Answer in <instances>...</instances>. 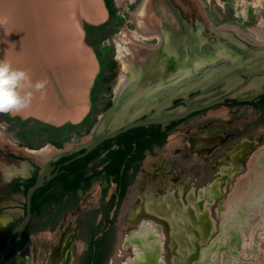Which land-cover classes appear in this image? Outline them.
Segmentation results:
<instances>
[{"label": "rangeland", "instance_id": "obj_1", "mask_svg": "<svg viewBox=\"0 0 264 264\" xmlns=\"http://www.w3.org/2000/svg\"><path fill=\"white\" fill-rule=\"evenodd\" d=\"M150 1L151 10L153 6H158L159 3V6L163 5L165 9L169 10L168 12L174 13L188 26H195L197 22L202 24L204 27L203 35H207L208 32L213 33V29L229 26L236 28L243 36L250 39L252 43L261 42L262 38L259 37L258 27L260 23L264 22V0H239L238 7H234V5H237L238 0ZM118 2L117 0H113L114 14L108 24L106 38L96 45L102 64L103 75L100 81L101 93L96 98L92 111V119L95 122L97 117L104 112L106 103L112 100L113 93L119 82V76L124 68L123 62L117 57L116 40L119 39V35L122 32L127 35L130 41H135L136 37L134 36L138 34L134 16L142 5L143 0H122V2ZM151 10H149V13H151ZM238 12H242L243 15H237ZM148 17L150 18L151 15H148ZM139 38L140 36L137 37V41L151 46L156 45L159 40L157 36L146 39ZM209 40L212 39L210 38ZM130 44L135 52H137L135 44ZM7 117L8 114L0 113V187H4L7 183L3 171L8 167L19 168L25 164L37 166L38 169L42 168L37 159L33 155L26 153L25 150L29 149L38 153L46 147L51 148L53 146L57 148L52 144L51 139L60 142L62 144L61 148L72 150L78 144L84 142L89 134L86 129L87 127L55 133L51 129L33 123L21 124L15 120L9 122L7 121ZM253 118L254 114L247 108L229 109L214 107L174 128L168 135L163 147H156L151 153L147 154L119 208L115 223L116 242L108 264H121L131 256L132 251L123 247V241L126 234L131 230H135L139 225L138 222H130L129 214L140 203V198L147 193H153L157 197L163 196L156 192V183L147 174L151 170H156L159 162L162 161L163 163L171 164L174 170H178L181 173V180H190L189 182L194 185L195 189L199 190L213 178L216 170L212 167L217 159L224 157L228 151H231L235 145L240 144L243 140H252L257 135H264V125L251 126ZM212 128H216L217 131L214 136H223L226 139V143L217 148L211 155L207 153L188 155L189 139L200 132H205ZM262 149H264V142L258 143L255 150L248 153L240 167L239 165L232 164L231 160H226V163H224V165L231 166L233 172L241 170L231 178L230 182L219 186L220 197L217 200L211 204L204 203L203 209L199 211L201 213L207 210L209 230L207 233L201 232L197 238L200 245V257L198 260H201L203 254L207 253L212 264L216 260L218 264H264V224L256 229L257 232L254 230L256 234L255 238H257V243L254 245L255 249H251L253 247L252 243L250 250L245 251L249 243V237L236 238L238 240L235 246L231 245V248L223 249L224 246L228 245L229 241L230 244L232 243L228 239L229 233L225 228L226 224L223 220L228 210L229 204L227 200L235 195V190L237 191V187H239V181L251 178L255 153L257 152V154L261 155L264 152L261 151ZM144 177L147 180V185L142 190ZM181 183L182 181L173 183L172 176H167L162 180L166 194L170 188L176 189ZM104 187L105 185L102 182H94L91 188L82 195V203L79 206V210L75 214L67 215L62 227L57 232H42L32 235L26 242L25 247L12 258L10 264H47L50 261L49 254L51 249L60 241L64 243L68 234L76 227L75 219L78 213L97 208L100 205ZM113 189V187L110 188L108 197ZM243 190L240 194L244 192ZM10 201H12L11 205L8 208L5 207L7 209L2 211L1 214L8 217L18 216L19 210L17 208H19V205L17 204L22 202V198L17 195L13 196V199ZM180 201L179 210L175 209L169 215V221L171 222L170 230L166 231L165 227L158 223L163 233L161 257L163 264H171L175 258L178 261H183L193 250L191 242L196 239L192 235L183 232L181 234L182 240L187 241L191 247H186V249L180 246L174 250L171 249L169 233H177V229L181 228L175 225L182 224L181 217L183 216H181V212L184 213L188 207L193 208V204L185 202L184 198L183 200L180 199ZM7 204L4 203L3 205ZM219 206H223V208L219 210L221 208ZM218 225L223 230L225 229V232L220 233ZM250 233H252L251 230ZM254 233L251 236L255 235ZM176 241L180 245L179 240L176 239ZM180 248H183L182 252H179ZM84 249L85 245L82 242L78 240L71 241L69 248L70 264H78Z\"/></svg>", "mask_w": 264, "mask_h": 264}, {"label": "water", "instance_id": "obj_2", "mask_svg": "<svg viewBox=\"0 0 264 264\" xmlns=\"http://www.w3.org/2000/svg\"><path fill=\"white\" fill-rule=\"evenodd\" d=\"M150 3L149 0L148 5ZM148 5L149 11L151 5L150 8ZM151 13L159 16L157 6L152 7ZM171 15V21L155 25L160 38L156 45L136 46L142 56L145 55L143 61L133 48L124 59L118 57L128 69L124 67L119 76L110 107L97 117L89 131L90 140L57 154L47 164L76 154L63 164L66 166L85 157L103 142L134 128L153 125L164 128L215 105L252 101L231 96L215 100L221 93L211 92L236 76L246 77L248 81L256 75H264V49L242 47L234 40L223 38L218 35L221 28L203 35L202 24L188 26L174 13ZM258 96H264V92ZM175 101L179 105H175ZM55 176L43 172L25 191V216L0 248V260L11 247L13 236L22 234L28 226L34 193Z\"/></svg>", "mask_w": 264, "mask_h": 264}, {"label": "crops", "instance_id": "obj_3", "mask_svg": "<svg viewBox=\"0 0 264 264\" xmlns=\"http://www.w3.org/2000/svg\"><path fill=\"white\" fill-rule=\"evenodd\" d=\"M110 19L106 0H0V61L33 83L48 81L45 99L35 93L28 109L8 117L56 133L93 121L102 78L96 45Z\"/></svg>", "mask_w": 264, "mask_h": 264}, {"label": "flooded vegetation", "instance_id": "obj_4", "mask_svg": "<svg viewBox=\"0 0 264 264\" xmlns=\"http://www.w3.org/2000/svg\"><path fill=\"white\" fill-rule=\"evenodd\" d=\"M236 81H237V83H236V86H234V88H232L230 90H224V85H223V86L213 90L211 92V94L221 93V95H219L217 98H215V100H219L223 97L231 96V97H235V98H238L241 100L242 99L252 100L251 102L229 101V102L222 104V105L212 106L206 110L195 113V114L187 117L184 120L173 122L176 124L175 128L177 126H179L180 124L190 120L191 118H193V117H195L201 113H204V112H206V111H208L214 107H225V108H229V109H232V108L250 109L252 111V113L254 114V118L251 122V126L264 125V96H261V97L258 96L260 93L264 92V75H256L248 81H247L246 77H239V80H236ZM174 104L179 105V102L175 101ZM173 123H171V124H173ZM166 127L162 128V129H165ZM215 132H217L216 128H212V129L206 130L205 132L204 131L200 132L198 135L190 138L188 141L189 148H188L187 154L188 155H195V154L200 155L201 153H207L208 155H211L217 148H220L221 146H223L226 143V139L223 136H218V137L214 136ZM260 142H264V135H257L256 137L252 138V140L245 139L240 144L235 145V147L232 148L231 151H228L224 157L217 159L214 162L213 167H212L213 169L216 170L215 174L213 175V178L207 184H205L203 187H201L199 190L195 189L194 185L191 182H189L190 180L189 181L188 180H185V181L181 180L182 179L181 173L178 170H174L173 166L171 164L163 163L162 161H160L156 170H153V171L151 170L150 173H148L147 175H150L151 179L154 180V183H156V192L160 193L163 196L157 197L153 193H149V194L147 193L140 198V203L131 210V212L129 214L130 222H138L139 225L137 226V228L135 230H131L124 237L123 247L125 249H130L132 251V253H131V256L128 257L121 264H137V261L135 259V254H136V251H135L136 248L135 247L137 245H136V243H131L132 242L131 237L141 235V232L143 231V228H144L142 226V222L149 221L152 224L156 225L157 227H160L159 232L161 233L162 236H163V233L161 232V226L159 224H162L165 227L166 231H169L171 228V224H170L171 222L169 221V216L165 217V216L156 215L155 213H153L149 209V206H151L150 204H152L154 201L158 202L160 199H165L166 200L165 205L167 207H169L172 200H174V202H175L174 204H175L176 209H177V207H180V205H181L180 199L183 200V198H184L185 202H187V203L189 202V203L193 204V209H192V207H188V209L186 210L187 212L186 211L184 213L181 212V216H183V217L180 216L182 218V224L181 223L179 225L175 224L176 226L181 227V228L177 229V231H178L177 233H173V232L169 233V241L171 243V249L174 250L176 247L179 248L180 246H182L183 248L191 247L187 241L182 240L181 234L183 232L185 234L192 235L196 239L192 240L191 243L193 245V250L191 251L190 254H188V256H186L184 258V260H183L184 262L178 261V259L175 258V259H173L171 264H212L210 262V259L208 258L209 255H207V253H204L202 256V259L198 260V258L200 257V250H199L200 245L197 241V238L200 236L201 232L207 233L209 230V225H208L209 217H207V213H206L207 210L202 211L201 214L199 211H200V209H203L204 203L205 204H211L213 201L217 200L220 197L219 186L230 182L231 178L235 174L240 172L241 169H239V170L236 169L237 171L233 172V169L231 168V166L224 165V163H226V160L227 161L231 160L232 164L239 165V167H240L241 164L246 159L248 153L251 151H254L256 145ZM261 151H264V149H262ZM256 154H257V152L255 153L254 164L252 166V170H253L252 174L255 173L256 177L251 176V178L249 180H241V181H239V184H238L241 187L243 186L241 188L242 190L245 188V190H243L245 192L247 190V187H248V190L252 188V183H258L261 185L264 184V180H262L264 178L258 180L259 177L257 176V173H259V176L261 177L260 173L264 174V167H262L261 169L258 168L259 166L257 165V156L259 154H257V155ZM53 158L54 157L47 159V160H44V159H39L36 156L37 161L41 164V166H44L41 169H38L37 166L34 167L33 165H25L24 164L19 168L13 167L14 170H19L21 172L16 173L14 175H11L9 177V179H7L6 176L4 175V178L7 181V183L4 187H0V248L2 246H4V242L12 233L14 227L25 216V212H26L25 211V198H24L25 193L23 192L24 188H25V183L29 179H31L33 176L37 177L38 175H40L41 173L46 172V171H48V175L56 174V176H57L58 171L61 168V165L58 163L59 159L53 160L52 162L46 164L47 162H49ZM40 160L45 161V163L41 162ZM260 161L262 164H264V158L260 159ZM56 176L52 180H50L48 183L53 181L56 178ZM167 176H172V182L173 183L174 182L177 183L179 181H182V183L176 189L170 188L166 194L164 191L165 188H164V185L162 184V180H164V178H166ZM48 183H46V184H48ZM146 185H147V180L144 177L141 189L144 190L146 188ZM261 185H259V186H261ZM17 188L19 191L16 190ZM242 190H239V192L241 193ZM17 195H19L22 198V202L20 204H17V205H19V208H17L19 210V212H18L19 215L14 216V217H12V216L8 217L6 215H2L1 214L2 211L6 210L8 208V206L11 205L12 201H10V200L13 199V196H17ZM152 198H153V200H152ZM229 199L230 198H228V200ZM4 203H6V204L9 203V204L4 206L3 205ZM194 203L196 204V206H194ZM79 206L76 207L74 210L64 214L62 216V218L60 219V221L58 222V224L56 225V228L54 230L47 229L44 231L34 232L33 231V229H34L33 223H32L33 216H31L29 224L26 227V229L23 231V233L20 235L15 234L13 236L11 247L5 253V255L2 257V259L0 260V264H3L4 258H6L9 255V253L16 247V245L20 241H22L26 236H27V239H26V242H27L28 239L34 234L42 233V232H49V233L57 232V230L62 227L65 217L67 215L75 214L79 210ZM5 207H7V208L5 209ZM219 207H221V208H219V210L223 208V206H219ZM224 209H225V207H224ZM89 210H87V211H89ZM87 211H85V212L80 211L78 213V215L75 219V226L76 227L71 231L70 234H68L64 243H61V241H60L56 244L55 247H53L51 249V252L49 254L50 261L48 260L49 262L47 264H70L71 259H70L69 248H70L71 241L78 240V241L82 242L85 245V249H86V243L83 240H81V238L79 237L80 226H79L78 220L80 218H83L86 215ZM223 220H224V223L226 224L225 217ZM252 221H254V220H251V222ZM219 224H220V221H219ZM219 226L220 225H218L219 232L220 233L225 232L224 231L225 229L223 230ZM176 237H179L181 239H179V238L177 239ZM176 239L179 240L180 245H179V243H177ZM26 242L21 249H19L17 252H15L10 257V259L8 260V262L6 264L11 263L12 258L25 247ZM236 242H237V240H236ZM162 244H163V242H162ZM162 244H161L160 256H159L160 264H163V260L161 259V257H162ZM221 244H219V245H221ZM231 245L235 246V241L232 242L231 244L229 241L228 245L224 246L223 249L231 248ZM183 248H180L179 252H182ZM83 252H82V254H83ZM82 254L80 256L78 264H81ZM146 261H144V263H146V264H158L157 260H155L153 262L148 261V263ZM19 264H23V263H19ZM107 264H108V262H107ZM213 264H218L217 260Z\"/></svg>", "mask_w": 264, "mask_h": 264}, {"label": "trees", "instance_id": "obj_5", "mask_svg": "<svg viewBox=\"0 0 264 264\" xmlns=\"http://www.w3.org/2000/svg\"><path fill=\"white\" fill-rule=\"evenodd\" d=\"M106 4L111 18L114 14L113 0H106ZM105 26L100 29H105ZM105 38L106 35H103L102 40ZM102 75L103 69L101 77ZM110 105L111 101H108L105 110ZM7 121L13 119L7 117ZM94 123V120L89 121L87 118L81 126L85 125L89 133ZM175 126L173 123L165 129L158 125L131 129L103 142L85 157L66 166L62 164L76 154L60 158L58 163L61 168L56 178L38 189L32 197L33 231L54 230L62 216L78 207L82 203V195L94 182L100 181L105 185L100 205L87 211L86 215L78 220L79 237L86 243L81 264H107L116 242L115 223L118 211L127 190L147 154L156 147H163ZM52 131L56 133L57 130ZM51 142L58 149L62 147L60 142L53 139ZM35 178L36 176H33L25 183L24 193L33 185ZM111 187L114 189L108 197ZM26 239L27 236L4 258L3 264L24 246Z\"/></svg>", "mask_w": 264, "mask_h": 264}, {"label": "bare ground", "instance_id": "obj_6", "mask_svg": "<svg viewBox=\"0 0 264 264\" xmlns=\"http://www.w3.org/2000/svg\"><path fill=\"white\" fill-rule=\"evenodd\" d=\"M117 1L122 2V0H117ZM148 4H149V0H143L142 5L137 10L134 16V19L137 24V29H138V34L134 36L136 37L135 41H130V39L127 37V35L124 32H122L119 35V39L116 40L117 57L124 59L129 49H132V46L130 43L135 44V47L137 45L148 46L140 41H137V37L140 36V38L142 37L143 39H146L152 36H155V37L157 36L159 38L158 33L155 32V25L160 24L162 21L164 22H167L169 20L171 21L170 18L172 17L171 15L172 12L171 11L168 12L169 10L165 9L163 5L159 6V3H158L157 9L159 12V16L155 17L152 13L150 14L149 11L147 10ZM149 7L150 5H148V8ZM148 15L149 16L151 15V17L149 18ZM145 24H147L148 26H146ZM258 33H259V37L262 38L261 42L252 43L250 39H248L246 36H243L242 33L239 32L234 27L224 26L221 28V30L218 31L219 36H222L223 38H226L228 40H234L235 42H238V45L242 47H247L250 49L256 48L257 50L258 49L261 50V49H264V22L260 23L258 27ZM158 41H160V38ZM136 51H137L136 52L137 56L141 57L140 61H143L145 58L143 56L145 55L142 56V54L139 52L137 48H136ZM123 65L125 68L128 69L127 64L125 65V63H123ZM152 73L153 72L151 71V76H152ZM236 80H239V76H236L230 79L224 85V90H230L234 88V86H236V83H237ZM90 138L91 137L88 134V138L80 144H84L88 142ZM68 150L69 149H64V148L58 149L54 147H51V148L46 147L40 152L36 154L34 153L33 156L35 158L37 156L39 159L47 160L52 157H55L57 154L61 152L68 151ZM262 158H264V152H262L261 155L257 156V165L259 166L258 168L260 169L264 167V164L261 165L262 160L260 161V159ZM41 162L45 163V161H41ZM3 172L6 178L9 179L11 175L19 173L21 171L14 170L13 167H8ZM260 174H261V177L259 176V173H257V176L259 177L258 180L264 178V174L262 173ZM252 176L256 177L255 173L252 174ZM259 185L261 184L252 183V188L249 190H246V192L245 191L242 192V194H240V192L237 193L239 190H242L241 188L243 187L239 185V187H237V191L235 190V195L231 196L230 199L228 200L229 205H228V210L225 215V220L227 222L225 228L227 229L229 233L228 239L231 240V242L235 241L236 243V240H238L236 238L249 237L248 238L249 243L245 250L246 252L248 249L250 250V248L252 247L251 246L252 243H253V247L251 249H255L254 245L257 243V238H255L256 234L254 232L256 231V229L262 226V224H264V184H262L261 186ZM165 203H166L165 199H160L158 202L154 201L152 204H150L151 206H149V209L156 215L168 217L169 214H171V211L176 209V206L174 204L175 203L174 200H172L169 207H167ZM194 206H196L195 203H194ZM178 208L179 207H177V209ZM250 219L254 221L251 222ZM142 226L144 228H143V231L141 232V235L131 237L132 242L130 241L131 243H136L137 245L135 247L136 248L135 259L137 261V264H146L144 263V261L146 260H147L146 261L147 263L148 261L153 262L157 260L158 264H160V261H159L160 248L163 242V236L159 232L160 227H157L156 225L152 224L149 221L142 222ZM250 230L255 235L251 236L252 233H250ZM176 238L178 239L179 237H176Z\"/></svg>", "mask_w": 264, "mask_h": 264}, {"label": "clouds", "instance_id": "obj_7", "mask_svg": "<svg viewBox=\"0 0 264 264\" xmlns=\"http://www.w3.org/2000/svg\"><path fill=\"white\" fill-rule=\"evenodd\" d=\"M238 6L239 0L234 7ZM237 15L243 13L238 12ZM47 84V80L33 83L29 72L13 67L6 60L0 61V113H19L28 109L35 93H41L40 99H45Z\"/></svg>", "mask_w": 264, "mask_h": 264}]
</instances>
